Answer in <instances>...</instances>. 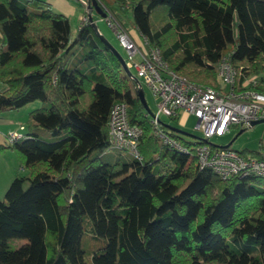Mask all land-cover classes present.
I'll use <instances>...</instances> for the list:
<instances>
[{"label":"trees","instance_id":"trees-1","mask_svg":"<svg viewBox=\"0 0 264 264\" xmlns=\"http://www.w3.org/2000/svg\"><path fill=\"white\" fill-rule=\"evenodd\" d=\"M96 1L191 81L219 87L225 56L264 93V0ZM70 33L46 0H0V111L42 102L0 144L28 170L0 199V264H264V179L200 168L204 139L159 119L179 147L164 143L91 23ZM115 102L142 129L137 156L110 143Z\"/></svg>","mask_w":264,"mask_h":264},{"label":"built area","instance_id":"built-area-1","mask_svg":"<svg viewBox=\"0 0 264 264\" xmlns=\"http://www.w3.org/2000/svg\"><path fill=\"white\" fill-rule=\"evenodd\" d=\"M113 30L119 46L125 51L123 56L134 76L144 83L157 99L158 110L149 116L153 132L164 143L179 147V143L159 128V115L177 117L184 110L196 117L195 128L201 132L206 142L196 149L198 166L208 167L221 178L234 174H253L264 179V155L245 153L231 146L221 147L209 141L212 136L228 133L231 127H249L250 122L264 118V93L256 87L258 77L245 76L239 80L240 71L223 56L218 65L219 87L195 84L185 76L169 68L157 47H146L131 36L128 29L112 16H104ZM84 20L87 18L84 17ZM103 19V18H102ZM22 126L6 133L13 141L22 136ZM108 133L110 143L138 155L137 141L142 133L138 124L130 123L127 105L115 102L109 111Z\"/></svg>","mask_w":264,"mask_h":264},{"label":"rangeland","instance_id":"rangeland-1","mask_svg":"<svg viewBox=\"0 0 264 264\" xmlns=\"http://www.w3.org/2000/svg\"><path fill=\"white\" fill-rule=\"evenodd\" d=\"M72 2L76 3L73 4L74 8L77 9L76 13H71L68 15L69 23H70V36L73 37L76 33V30L78 28V25L81 21H84V17H86V7L88 5V0H72ZM99 3V2H98ZM97 3V4H98ZM99 5V4H98ZM99 7L102 9V11L106 13H111L108 8H106L103 5H99ZM94 12V11H93ZM104 14V16H105ZM112 14V13H111ZM104 16H99L96 12L93 13L94 20L96 19L97 26L103 33V35L108 39V41L121 53L122 56L125 55V51L119 46L118 40L115 37V34L113 30L107 25V22L104 18ZM112 16L118 21L120 24L121 22L112 14ZM87 18V17H86ZM103 18V19H102ZM88 20V19H87ZM154 20L158 21V16H154ZM129 28H133V25L130 24ZM142 38V37H141ZM170 68V67H169ZM131 73L133 74V70L130 69ZM180 74V73H179ZM185 76L189 81H191L185 74H181ZM256 77L257 74H251ZM193 82V81H191ZM195 83V82H193ZM219 83V81H218ZM198 84V83H195ZM201 84V83H199ZM203 85V84H201ZM220 85V83H219ZM144 98L145 101L151 110L152 113H156L158 110L157 106V99L154 96V94L151 92V90L144 84L141 83ZM4 88V84L0 83V89ZM42 104L40 99H34L32 101H29L25 105L21 106L18 109H12V110H2L0 111V144L6 145L9 143V141L6 138L5 133L8 128H16L19 123H25L28 112L34 108L39 107ZM148 113V112H147ZM150 116V114L148 113ZM159 118L164 121L165 123H168L169 125L179 128L187 133L197 135L199 137H202L201 132L198 131L195 128L196 123V117L188 113L186 111H179V114L175 118H171L168 116H165L163 114L159 115ZM19 128V127H18ZM11 130H17V129H11ZM10 131V130H9ZM238 129H231L229 133H226L221 136H212L210 137L209 141L216 145H224L228 143L237 133ZM261 142V151L260 154L264 155V122L256 123L246 129H244L230 144L231 147L240 149L244 144H257L258 139H260ZM28 170L26 167H24L19 159V156L17 152L14 149L11 148H3L0 150V199L4 198V194L11 182V180L16 175H27ZM87 236V235H85ZM47 245H48V252L49 254L52 253V237L50 235L47 236ZM85 239V238H84ZM25 239H15L12 241V246H18L22 243H24ZM104 243V239L102 238H94L90 237V243L89 247L90 250H95L99 247H101ZM86 246V245H85ZM87 248V247H85ZM90 250H86V259L88 261L91 260L90 256Z\"/></svg>","mask_w":264,"mask_h":264},{"label":"water","instance_id":"water-1","mask_svg":"<svg viewBox=\"0 0 264 264\" xmlns=\"http://www.w3.org/2000/svg\"><path fill=\"white\" fill-rule=\"evenodd\" d=\"M93 11L96 12L97 14L104 16V12L102 11V9L99 7V5L97 4L96 0H88V5L86 7V17L88 19V21L91 23V25L93 26L95 32L97 33V35L99 36V38L101 39V41L104 43V45L112 52L116 55L121 67L123 68L124 72L131 78H133L136 82V92L138 94V96L140 97V100L143 104V107L145 109L146 112H148L150 114V116H154V113L151 112V110L149 109L145 98H144V93H143V89L141 86V82L134 76V74L131 73L130 69L127 67L125 60L123 58V56L121 55V53L108 41V39L103 35V33L101 32V30L99 29V27L97 26L96 21L93 18ZM259 122H264V118L263 119H258V120H254L250 122V126L259 123ZM167 127L183 133V134H188V135H192L190 133H187L179 128L173 127V126H169L166 124ZM246 127H242L240 128L237 133L235 134V136L226 144L221 145V147H228L230 146L231 142L238 136V134H240ZM204 139V138H203ZM204 141L206 142L207 140L204 139ZM220 146V145H219Z\"/></svg>","mask_w":264,"mask_h":264},{"label":"crops","instance_id":"crops-1","mask_svg":"<svg viewBox=\"0 0 264 264\" xmlns=\"http://www.w3.org/2000/svg\"><path fill=\"white\" fill-rule=\"evenodd\" d=\"M46 1L49 2V4L52 7V9L63 13L67 17H68L69 14H71V13L74 14V13L77 12L76 11L77 9H75L74 5H73V4H76V3L72 2V0H46ZM95 21H96V19H95ZM128 30H129L131 36L137 41V43H140L141 42V36H140L139 32L136 30V28L133 26V28H128ZM181 111L184 112V110H181ZM19 124L20 125H18V127L22 126L24 123H19ZM18 127H16V128H14V127L13 128L12 127L8 128L6 130V132L11 130V129H18ZM233 128L234 129H238V130L240 129V128H237V127H231V129H233ZM260 140H261V138L258 139L257 144H249V143L244 144L240 149L243 148L244 149L243 151H245V153H251V154L257 155V152H259V154H260V151H261V142H260Z\"/></svg>","mask_w":264,"mask_h":264},{"label":"bare ground","instance_id":"bare-ground-1","mask_svg":"<svg viewBox=\"0 0 264 264\" xmlns=\"http://www.w3.org/2000/svg\"><path fill=\"white\" fill-rule=\"evenodd\" d=\"M243 149V148H242ZM245 152V151H244Z\"/></svg>","mask_w":264,"mask_h":264}]
</instances>
